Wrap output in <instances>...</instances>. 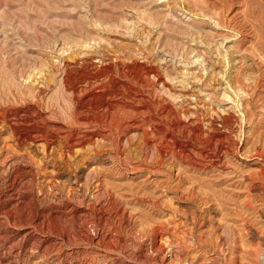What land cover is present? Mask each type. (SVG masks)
<instances>
[{
  "label": "rangeland",
  "instance_id": "1",
  "mask_svg": "<svg viewBox=\"0 0 264 264\" xmlns=\"http://www.w3.org/2000/svg\"><path fill=\"white\" fill-rule=\"evenodd\" d=\"M0 264H264V0H0Z\"/></svg>",
  "mask_w": 264,
  "mask_h": 264
},
{
  "label": "bare ground",
  "instance_id": "2",
  "mask_svg": "<svg viewBox=\"0 0 264 264\" xmlns=\"http://www.w3.org/2000/svg\"><path fill=\"white\" fill-rule=\"evenodd\" d=\"M204 20H205V19H204ZM98 120H99V119H98ZM98 120H97V121H98ZM110 121H111V120H110ZM111 122H112V121H111ZM97 123H98V122H97ZM137 171H138V170H137Z\"/></svg>",
  "mask_w": 264,
  "mask_h": 264
}]
</instances>
